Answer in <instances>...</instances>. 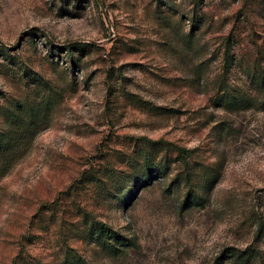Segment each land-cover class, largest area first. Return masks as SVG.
Here are the masks:
<instances>
[{
    "label": "rangeland",
    "instance_id": "374dc122",
    "mask_svg": "<svg viewBox=\"0 0 264 264\" xmlns=\"http://www.w3.org/2000/svg\"><path fill=\"white\" fill-rule=\"evenodd\" d=\"M248 250L264 264V0H0V264Z\"/></svg>",
    "mask_w": 264,
    "mask_h": 264
},
{
    "label": "trees",
    "instance_id": "16d2710c",
    "mask_svg": "<svg viewBox=\"0 0 264 264\" xmlns=\"http://www.w3.org/2000/svg\"><path fill=\"white\" fill-rule=\"evenodd\" d=\"M180 151H183L182 149H179ZM102 226L106 229V233L108 235H116V232L108 228L105 224L101 223ZM260 252L259 251H240L239 255L237 256L236 261L240 264H254V260H256L257 257H259Z\"/></svg>",
    "mask_w": 264,
    "mask_h": 264
}]
</instances>
